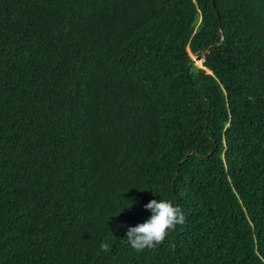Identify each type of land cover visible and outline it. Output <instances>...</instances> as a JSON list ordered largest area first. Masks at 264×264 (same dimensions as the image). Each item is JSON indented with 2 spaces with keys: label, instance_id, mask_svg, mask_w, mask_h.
<instances>
[{
  "label": "trees",
  "instance_id": "16d2710c",
  "mask_svg": "<svg viewBox=\"0 0 264 264\" xmlns=\"http://www.w3.org/2000/svg\"><path fill=\"white\" fill-rule=\"evenodd\" d=\"M0 264H264V0H0Z\"/></svg>",
  "mask_w": 264,
  "mask_h": 264
},
{
  "label": "clouds",
  "instance_id": "9594fccd",
  "mask_svg": "<svg viewBox=\"0 0 264 264\" xmlns=\"http://www.w3.org/2000/svg\"><path fill=\"white\" fill-rule=\"evenodd\" d=\"M144 208L151 212L149 218L136 226L128 227L126 242L137 252L145 249H155L161 245L177 225H183L186 214L182 207L169 199H152ZM100 251L110 252L108 242H102Z\"/></svg>",
  "mask_w": 264,
  "mask_h": 264
},
{
  "label": "water",
  "instance_id": "95a60500",
  "mask_svg": "<svg viewBox=\"0 0 264 264\" xmlns=\"http://www.w3.org/2000/svg\"><path fill=\"white\" fill-rule=\"evenodd\" d=\"M202 55H203V52H201V53H199V54H197V55H193L192 56V62H194L195 63V61L194 60H196V58H199V60H201V58H202ZM199 65H201V64H199Z\"/></svg>",
  "mask_w": 264,
  "mask_h": 264
},
{
  "label": "rangeland",
  "instance_id": "374dc122",
  "mask_svg": "<svg viewBox=\"0 0 264 264\" xmlns=\"http://www.w3.org/2000/svg\"><path fill=\"white\" fill-rule=\"evenodd\" d=\"M193 56V55H192ZM195 61V64L196 65H199V64H201V60H199V58H196V60H194ZM198 61V62H197Z\"/></svg>",
  "mask_w": 264,
  "mask_h": 264
}]
</instances>
